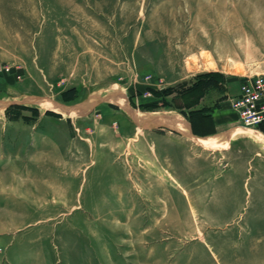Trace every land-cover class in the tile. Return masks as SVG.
Returning a JSON list of instances; mask_svg holds the SVG:
<instances>
[{
    "label": "rangeland",
    "instance_id": "obj_1",
    "mask_svg": "<svg viewBox=\"0 0 264 264\" xmlns=\"http://www.w3.org/2000/svg\"><path fill=\"white\" fill-rule=\"evenodd\" d=\"M263 72L264 0H0V264H264V131L228 111Z\"/></svg>",
    "mask_w": 264,
    "mask_h": 264
},
{
    "label": "bare ground",
    "instance_id": "obj_2",
    "mask_svg": "<svg viewBox=\"0 0 264 264\" xmlns=\"http://www.w3.org/2000/svg\"><path fill=\"white\" fill-rule=\"evenodd\" d=\"M227 11L228 10L226 9V7L218 9V12L220 14L223 13V12L226 13ZM219 13L216 14V16L218 15L217 16V20H221L222 19V16H221L222 14L220 15ZM244 35L246 36V33L244 31H242L240 28H238V26L235 23H231V22L228 23L227 33H226L225 36H227L226 37L227 39H229V40L231 39L232 40V43L229 44L230 48H241L242 47L241 46V43H242L241 40L244 37ZM200 51H201L200 52V58L201 59L205 58V63L203 62V65L206 66L207 58H209L211 56L205 50H200ZM197 58L198 57H193L191 59H188L187 65H192V69H193V66L196 65ZM195 68H196V66H195ZM109 99H110V102H112L113 104L117 105L122 110L131 111L129 106H128V104H127L126 97L121 92H118V91L114 92V95H112ZM41 106L44 107L45 109L57 111V112H60L62 114L69 113L70 115H73V114H75L77 112V109H73V108L64 110L63 108L59 107L58 105H56L54 103H47V104L41 105ZM131 113H132L134 118L139 123H145L146 121L148 122V121L151 120V121H153L155 123H158V124L167 125V126L173 128V130L175 129L176 131H178L181 134H183L185 137L191 139L197 146L202 147L203 149H207V150L217 151V150L226 149V148L229 147L230 140H232L236 136H246V137H249V138L255 137L250 132H244V131H240V130H236V129L231 130V132L228 135V138H226L224 140H218L216 135L205 136V137H200V136L197 137V136H194V135H192L190 133L189 123L187 122V120L183 116H181L179 113H177L175 111H164V112H161V113H156L154 115L150 114V113H144V112H140V111H135V110H132Z\"/></svg>",
    "mask_w": 264,
    "mask_h": 264
},
{
    "label": "built area",
    "instance_id": "obj_3",
    "mask_svg": "<svg viewBox=\"0 0 264 264\" xmlns=\"http://www.w3.org/2000/svg\"><path fill=\"white\" fill-rule=\"evenodd\" d=\"M243 127L261 132L264 126V72L244 79L229 105Z\"/></svg>",
    "mask_w": 264,
    "mask_h": 264
},
{
    "label": "crops",
    "instance_id": "obj_4",
    "mask_svg": "<svg viewBox=\"0 0 264 264\" xmlns=\"http://www.w3.org/2000/svg\"><path fill=\"white\" fill-rule=\"evenodd\" d=\"M238 91H239V88H237V90H236V92H234L235 94L233 96H235L238 93ZM228 111H230V113L232 115V119H233L232 122H234L236 118H235L233 112L231 111L230 107H229ZM228 111H227V113H228ZM224 113H225V111H223V110H218V113H216V112L210 113V117L206 121H204L205 122L203 124L204 127L206 129H208V131H212L214 128L220 129L224 125L229 124L227 118L223 115ZM187 122L189 123L190 133L192 135H194L192 132V127H191L190 122L188 120H187ZM258 133L262 134V132H258ZM194 136L199 137L198 135H194Z\"/></svg>",
    "mask_w": 264,
    "mask_h": 264
},
{
    "label": "trees",
    "instance_id": "obj_5",
    "mask_svg": "<svg viewBox=\"0 0 264 264\" xmlns=\"http://www.w3.org/2000/svg\"><path fill=\"white\" fill-rule=\"evenodd\" d=\"M22 108H26V107H22ZM26 109H27V108H26ZM208 118H209L208 116H205V117H203L202 119H203V121H206ZM189 122H190V124H191L192 132H193L194 135H198V136H200V137H204V136L209 135V134H207V133H198V132H196L195 129H194V125H193V123H192L190 120H189ZM204 123H205V122H204ZM260 130H261V132L264 131V126H262V127L260 128Z\"/></svg>",
    "mask_w": 264,
    "mask_h": 264
}]
</instances>
